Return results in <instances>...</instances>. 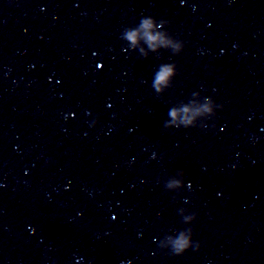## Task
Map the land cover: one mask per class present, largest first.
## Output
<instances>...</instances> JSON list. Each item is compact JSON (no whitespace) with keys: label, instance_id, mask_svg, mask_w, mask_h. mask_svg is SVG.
<instances>
[{"label":"clouds","instance_id":"obj_1","mask_svg":"<svg viewBox=\"0 0 264 264\" xmlns=\"http://www.w3.org/2000/svg\"><path fill=\"white\" fill-rule=\"evenodd\" d=\"M167 21H157L154 17L146 16L142 17L139 24L135 27L125 28L122 33V39H124L128 46L139 44L140 40L147 44L149 50L153 53L159 52L161 49L171 50L174 54H179L183 50V43L173 38L166 30L164 26ZM141 55L148 56L147 52L141 51ZM177 74L176 65L172 63H164L159 65L158 69L154 73L152 87L157 94L164 92L166 89L172 86L173 78ZM199 93H193L198 95ZM205 103L199 107L193 109L189 104L185 103L179 107H172L168 115L170 120L165 122L167 128H189L197 126L198 117H206L210 119L215 116V110L220 105H217L210 97H203ZM201 127L207 125L201 123ZM179 176L184 177L183 170L177 173ZM183 181L180 179H170L165 183V187L168 190L180 189L184 186ZM186 209H179V214L182 217L184 224H190L196 219V214L184 215ZM193 229L191 227L178 231L175 235H166L165 238L160 241V247L162 249H170L173 255H182L189 249L198 250L200 245L198 242L192 239Z\"/></svg>","mask_w":264,"mask_h":264}]
</instances>
